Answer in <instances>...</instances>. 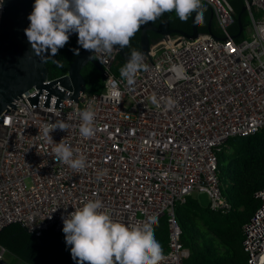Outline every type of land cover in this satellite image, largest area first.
I'll return each instance as SVG.
<instances>
[{
    "label": "built area",
    "instance_id": "1",
    "mask_svg": "<svg viewBox=\"0 0 264 264\" xmlns=\"http://www.w3.org/2000/svg\"><path fill=\"white\" fill-rule=\"evenodd\" d=\"M202 1L213 12L219 36L202 32L175 41L169 35L150 44L144 54L148 70L137 75L134 85L111 71L115 48L102 62L94 53L104 69L101 92L81 93L77 100L62 99L56 105L55 95L46 104V91L39 93L33 86L3 112L0 229L18 222L40 237L49 229L58 231L64 218L99 198L102 210L126 226L166 216L163 264H186L190 251L181 242L175 205L204 192L211 210L226 212L229 203L221 191L218 154L228 138L264 128V37L257 31L264 25V0H243L249 36L245 28L237 36L231 34L236 21L233 0ZM2 17L0 9V29ZM173 66H182V77H176ZM113 84L123 93L119 104L107 97ZM153 94L159 107L151 101ZM169 98L175 101L172 107L166 103ZM89 104L97 113L98 130L84 138L78 113ZM58 120L69 127L54 130L53 143H48L43 129ZM61 140L87 157L84 171L55 161L52 148ZM100 170L106 174L99 176ZM255 195L259 205L242 227L249 264H260L264 255V187ZM4 253L0 245V260L14 263Z\"/></svg>",
    "mask_w": 264,
    "mask_h": 264
},
{
    "label": "clouds",
    "instance_id": "2",
    "mask_svg": "<svg viewBox=\"0 0 264 264\" xmlns=\"http://www.w3.org/2000/svg\"><path fill=\"white\" fill-rule=\"evenodd\" d=\"M2 7L0 3V9ZM202 8L201 0H34L28 15L30 23L24 33L33 50L52 56L69 42L72 33H76L78 44L99 54L102 62V57L111 54L115 48L128 47L142 25L171 12H175L181 21H187L195 12L197 19L202 21ZM257 31L264 37V25H258ZM147 70L144 54L133 49L120 74L131 86L137 75ZM172 72L177 78L184 74L182 66H173ZM122 95L115 84L107 93V97L117 104L122 101ZM151 101L160 106L155 94ZM166 103L172 107L175 101L169 98ZM78 116L80 135L94 137L98 129L93 106L89 104ZM68 127L63 120H58L51 126L45 125L43 136L48 143H53L51 133L57 129L67 131ZM52 152L56 162L67 164L76 172L87 167V157L63 140L52 148ZM106 171L100 170L98 175L102 176ZM102 209L101 199L89 200L73 211L70 218L63 219L65 241L77 264H163L166 257L155 237L156 216L126 226Z\"/></svg>",
    "mask_w": 264,
    "mask_h": 264
},
{
    "label": "trees",
    "instance_id": "3",
    "mask_svg": "<svg viewBox=\"0 0 264 264\" xmlns=\"http://www.w3.org/2000/svg\"><path fill=\"white\" fill-rule=\"evenodd\" d=\"M203 19L195 23L198 33L208 32L210 17L209 6L201 0ZM243 0H233L235 17L240 13ZM193 15V14H192ZM192 15L187 21H181L175 12L165 13L152 24L159 29H179L190 33L192 30ZM243 28L249 24L247 13H241ZM145 24V25H147ZM131 38L125 51L130 55L133 49L140 51V34L143 28ZM231 34L238 32L237 21L230 28ZM211 32L219 36L215 20L212 19ZM244 34L238 36L240 39ZM150 44L162 40L165 36L148 30ZM170 36L177 41L182 38L178 33ZM78 36L70 38L69 42L58 54L52 56L46 53L48 79H54L67 73L73 58L84 49L78 44ZM126 64L117 54L111 71L121 75L120 69ZM85 80L86 95L97 94L104 89L105 81L97 66L87 62L80 70ZM217 171L221 181L223 197L229 203L226 212L213 211L209 204H201L195 197L189 195L183 203L174 207L177 222L181 227V242L189 248L190 255L186 264H249V258L243 249L242 227L253 215L259 205L255 193L264 187V128L253 134L233 136L227 139L218 154ZM63 227L58 231L49 229L40 237L33 236L20 223L10 222L0 229V245L15 261L29 264H77L72 258L70 246L66 244ZM155 237L163 247H167L166 216L158 219L154 226Z\"/></svg>",
    "mask_w": 264,
    "mask_h": 264
},
{
    "label": "water",
    "instance_id": "4",
    "mask_svg": "<svg viewBox=\"0 0 264 264\" xmlns=\"http://www.w3.org/2000/svg\"><path fill=\"white\" fill-rule=\"evenodd\" d=\"M2 7V24L0 29V123H2L3 112L8 108L15 106V100L21 93L35 86L39 93L46 91L48 99L51 94L57 97L56 105L62 99L77 100L81 93L85 91V80L80 72L81 68L91 62L97 66L101 78L104 80V69L99 61L95 58L94 53L90 50L82 49L72 60L66 74L54 79H48V69L46 66V53L33 50L27 40L24 29L28 27L30 21L28 15L31 13L34 0H1ZM208 21V32H211V23L213 12L210 9ZM245 11L242 6L240 13L237 15L239 35L243 26L241 22V13ZM196 13L192 15V30L190 33L179 29H159L158 27L147 24L143 26L140 34V52L148 53L150 40L147 31L157 32L165 37L171 33H178L185 38H194L198 34L195 23ZM118 54L127 63L130 55L125 49L116 48ZM32 103L37 100V95L30 98ZM26 229V228H25ZM0 264H18V262L8 263L1 259Z\"/></svg>",
    "mask_w": 264,
    "mask_h": 264
},
{
    "label": "rangeland",
    "instance_id": "5",
    "mask_svg": "<svg viewBox=\"0 0 264 264\" xmlns=\"http://www.w3.org/2000/svg\"><path fill=\"white\" fill-rule=\"evenodd\" d=\"M250 33H251V28L250 27L244 29V34L245 35H248L249 36ZM245 37H247V36H245ZM192 196L195 197L203 205H206L209 202V197H208V194L207 193H204V192L203 193L195 192V193L192 194ZM3 257L5 259L10 260V261H15L14 258H13V256H11L8 253H4Z\"/></svg>",
    "mask_w": 264,
    "mask_h": 264
},
{
    "label": "bare ground",
    "instance_id": "6",
    "mask_svg": "<svg viewBox=\"0 0 264 264\" xmlns=\"http://www.w3.org/2000/svg\"><path fill=\"white\" fill-rule=\"evenodd\" d=\"M260 264H264V255H263V257L261 258Z\"/></svg>",
    "mask_w": 264,
    "mask_h": 264
},
{
    "label": "crops",
    "instance_id": "7",
    "mask_svg": "<svg viewBox=\"0 0 264 264\" xmlns=\"http://www.w3.org/2000/svg\"><path fill=\"white\" fill-rule=\"evenodd\" d=\"M10 261V260H9ZM10 262H15V261H10Z\"/></svg>",
    "mask_w": 264,
    "mask_h": 264
}]
</instances>
